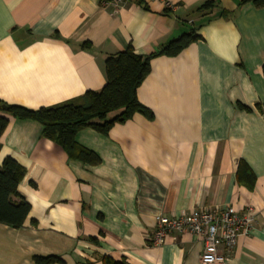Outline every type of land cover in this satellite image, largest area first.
<instances>
[{
  "label": "crops",
  "instance_id": "crops-1",
  "mask_svg": "<svg viewBox=\"0 0 264 264\" xmlns=\"http://www.w3.org/2000/svg\"><path fill=\"white\" fill-rule=\"evenodd\" d=\"M208 1L216 7L198 11ZM240 1L0 0V103L27 110L101 90L105 60L129 46L147 56L190 30L199 36L151 60L136 91L151 120L77 133L97 166L1 109L0 167L10 158L24 168L17 191L30 211L19 229L0 224V264H200L192 234L154 247L156 221L227 207H252L256 219L230 252L220 248L223 264H264V8Z\"/></svg>",
  "mask_w": 264,
  "mask_h": 264
},
{
  "label": "trees",
  "instance_id": "trees-1",
  "mask_svg": "<svg viewBox=\"0 0 264 264\" xmlns=\"http://www.w3.org/2000/svg\"><path fill=\"white\" fill-rule=\"evenodd\" d=\"M246 3H251L256 8H264V0L240 1V5ZM215 7L216 4L213 1H208L200 6L198 11H209ZM198 39L199 36L190 30L147 56L135 54L129 46L126 50L109 56L105 60L106 82L101 90L88 91L76 99L38 110L5 106L0 103V112L2 107H7L8 110L4 113L12 118L31 120L40 124L41 137L59 146L69 159L88 166H97L100 159L76 143L77 133L84 129H92L106 136L115 124H123L135 114L151 120L152 113L140 104L136 97L137 89L150 73L151 60L158 57H176ZM6 125L7 119L0 116V132H3ZM24 175V168L10 158L5 159L0 167V224L12 229L21 228L30 211L29 205L17 191ZM14 198H17L18 202H14ZM91 241L95 243L94 239ZM98 260L101 264H127L123 260L115 261L107 256H101ZM34 263L58 264L62 261L57 257H47L34 258Z\"/></svg>",
  "mask_w": 264,
  "mask_h": 264
},
{
  "label": "built area",
  "instance_id": "built-area-1",
  "mask_svg": "<svg viewBox=\"0 0 264 264\" xmlns=\"http://www.w3.org/2000/svg\"><path fill=\"white\" fill-rule=\"evenodd\" d=\"M101 3L117 8L124 1L109 0ZM174 7L166 4V8ZM255 219L256 211L252 207L245 208L241 214L231 207L222 210L198 208L178 217H158L150 240L154 247H160L168 240H176L179 235L189 233L203 241L200 264H223L224 257L220 254V248L230 252L236 246L239 236L248 234Z\"/></svg>",
  "mask_w": 264,
  "mask_h": 264
},
{
  "label": "water",
  "instance_id": "water-1",
  "mask_svg": "<svg viewBox=\"0 0 264 264\" xmlns=\"http://www.w3.org/2000/svg\"><path fill=\"white\" fill-rule=\"evenodd\" d=\"M1 109H2L3 111H5V112L8 110L7 107H2Z\"/></svg>",
  "mask_w": 264,
  "mask_h": 264
}]
</instances>
